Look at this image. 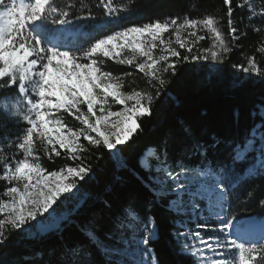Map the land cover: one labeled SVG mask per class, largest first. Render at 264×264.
<instances>
[{"label": "snow or ice", "instance_id": "1", "mask_svg": "<svg viewBox=\"0 0 264 264\" xmlns=\"http://www.w3.org/2000/svg\"><path fill=\"white\" fill-rule=\"evenodd\" d=\"M223 4L233 40L247 36L238 32L237 10H242L241 16L247 13L252 32L264 31V0L259 6L255 0H223ZM132 10L118 0H97L94 6L84 0H0V153L11 149L0 155V181L6 182L3 196L7 198L0 199V214L6 216L0 219V250L8 248L12 232L24 239L35 232L41 243L45 237L40 233L59 241L57 248L37 253L39 259L25 255L0 260V264H100L93 248L103 264H161L153 246L160 231L157 209L161 207L172 216L169 223L177 253L187 255L194 264H264V220L256 228L255 218L236 214L253 203L264 208V192L256 194L264 186V99L249 113L259 120L243 140L205 139L198 135L195 122L170 132V139L149 153L160 161L159 169L153 171L143 158L139 170L132 169L148 194L143 204L134 192L116 193L115 198L104 200L103 210L84 227L87 243L65 234L61 221H68L61 214L63 208L95 175L92 164L84 160L89 148L105 149L113 156L130 152L135 143L128 142L143 132L137 121L152 116L155 102L166 95L161 89L170 81L164 73L175 76L182 62L211 58L223 64L233 51L219 22L211 15H193L191 4L178 15L116 27ZM198 29L212 34L214 50L194 53L193 44L182 39L187 32L194 41ZM166 33L174 34L175 44L188 54L182 56ZM161 46L163 54L157 57L153 50ZM126 51L131 55L123 58ZM259 51L264 53V47ZM106 60L143 73L152 91H124L123 77L132 73L113 75L106 70ZM162 62L166 66L161 68ZM246 62L247 66L234 67L264 82L255 57ZM110 100L123 108L111 110ZM60 110L81 127H67L55 115ZM243 119L238 109L235 125ZM37 142L45 147L49 161L55 163L53 154L60 157L63 150L71 163L48 170L36 155ZM169 161L171 166L166 167ZM249 181L256 183L241 194V185ZM101 229L103 247L95 243L101 239Z\"/></svg>", "mask_w": 264, "mask_h": 264}, {"label": "trees", "instance_id": "2", "mask_svg": "<svg viewBox=\"0 0 264 264\" xmlns=\"http://www.w3.org/2000/svg\"><path fill=\"white\" fill-rule=\"evenodd\" d=\"M244 2L245 0H234V3ZM84 3L94 6L97 0H84ZM118 3L133 10L125 13L121 25L116 27L139 24L153 17L163 18L178 15L187 11L190 4L195 9L193 15H211L220 24L227 25L226 6L223 4V0H118ZM241 11L237 10L234 19L238 24V32H247V36L241 35L238 40H233V47H236V51L231 52V61L245 63L248 56L255 57L257 65L264 71V53L259 51V48L264 47V32L262 31L260 34L252 32V25L248 23L247 13L245 12L241 16L239 14ZM241 20L243 23H240ZM254 23L260 26L258 22ZM239 53H245L246 57H242ZM105 67L106 70L118 75L124 72L132 73L130 76H125L127 90L152 91L148 78L134 67L121 65L111 60L105 61ZM205 69L204 61L182 62L178 64L175 76L164 73V78L170 81L166 85V89H161V92H166V95H161L155 102L152 116H144L137 121L143 128V132L138 131L137 134H134L133 140L128 142L135 143V147L130 152L113 156L105 149L89 148V152L84 154V160L85 163L92 164L95 175L82 188L87 194L83 204L78 209H74L73 205H70L71 214L67 218L68 222L63 221L62 223L65 225L66 235L87 243L83 234L84 227L88 226V221L93 215L99 214L103 210L104 200L115 198L114 194L116 193L134 192L137 201L143 204L148 194L132 175V169H138V162L148 148H153L157 152L158 145L162 144L165 139H170V132H179L183 127L195 122L198 135L205 139L213 136H227L231 139L243 140L248 135L249 129L259 120L258 115L253 119L249 113L253 112L255 106L264 99V82L258 76H248L237 83V80L230 78L231 75H228V71L225 76L208 79ZM238 109L242 110L244 115L239 126L235 125L233 120L234 113ZM61 113L67 125L76 129L81 127L79 121H75L67 112L62 110ZM83 143H85V147H88L86 142ZM0 147L3 145L0 144ZM118 147H127V145ZM57 148L59 149V146ZM7 150L9 149L0 155L6 154ZM61 152L60 157H55L53 154L55 161L53 163L48 160L45 147L37 142V154L48 170H58L60 166L71 163L65 158L63 150ZM154 161L156 160L154 159ZM191 162L195 163V158ZM168 165H171V161ZM240 167L243 169L244 166ZM152 170L154 171V169ZM253 183L256 182L249 181L247 184H242L238 191L243 194L244 190L251 187ZM5 188L6 182L0 181V199L5 198L3 196ZM262 192H264V186L257 189V196ZM122 202V200L118 201V203ZM157 212L160 231L153 246L161 264H194L190 257L178 254L176 251L175 241L171 235L172 226L169 223L172 219L171 214L162 207L158 208ZM236 214L238 217L254 216L261 219L264 218V208L253 203L247 208H239ZM0 219H4L1 214ZM5 230L11 232L8 227ZM40 235L45 237L44 243L35 237L24 239L12 232L8 248L0 250V260L14 261L25 255L36 256L43 248L58 247L57 237H48L45 233ZM99 235L101 239L96 240L95 243L103 247L105 243L103 229L99 231ZM107 243L112 242L108 241ZM93 251L96 254V259L100 264H103V257L100 253L96 252L95 248ZM36 258L40 257L36 256Z\"/></svg>", "mask_w": 264, "mask_h": 264}, {"label": "rangeland", "instance_id": "3", "mask_svg": "<svg viewBox=\"0 0 264 264\" xmlns=\"http://www.w3.org/2000/svg\"><path fill=\"white\" fill-rule=\"evenodd\" d=\"M17 2L19 3L20 0H17ZM25 2H27V0H25ZM255 3L257 4V6H259V4L261 3V0H255ZM219 27L221 29V31L223 32V34L225 35L226 39H228L230 45L233 48V51H236V47H233V39L231 38V36L228 34L227 32V25H223L219 23ZM262 28H264V26H261ZM79 31L84 32V30L80 29ZM264 32V31H263ZM199 36H204L205 39L204 40H200ZM165 38L166 39H171V41L173 42V47H177V50L181 52V55H187L188 53L186 52V50L184 49H179V47L175 44V35L174 34H165ZM182 39H186L190 44H193V52H197V49H199L200 51H203L204 49H209V50H214L213 49V44L215 43L212 34L207 32L206 30L203 29H198L197 30V37L195 38V40L193 41V38L191 36L188 35L187 32H183L182 33ZM162 46L158 47L157 49L153 50V54L157 57H159L160 55L163 54L162 52ZM240 55H242V57H246L245 53H239ZM129 55H131L130 52H125L123 54V58H127ZM210 55V53H209ZM250 57V56H248ZM247 57V58H248ZM171 60H174L175 58H170ZM241 61L243 60L242 58L240 59ZM138 62V61H137ZM240 64L239 62H234L233 60L231 61V53L225 58L224 63L220 64L215 60H212L211 58H209L208 61H204V67L206 68V74H207V78L208 79H212L213 77H222L225 76L226 71H228V75H231L230 78H233L235 80H237V78L243 77L244 79L248 77L247 74L239 72L237 68L234 67V65ZM245 66H247V62L245 61ZM166 65L163 64V62L161 63V65L159 67H165ZM113 75H118L113 73ZM253 77H256L255 75H253ZM241 80V79H240ZM123 84H124V91L126 92H131L133 90H127V87L125 85V77H123ZM109 106L111 107V110L113 111H119L123 108L122 105L116 104L114 102H112L111 100L109 101ZM84 107V106H82ZM84 110L86 111V107H84ZM62 110H60L59 112L55 113L56 117L61 119L65 124V120L63 119V114L61 113ZM67 125V124H66ZM51 127V126H50ZM67 127H70L69 125H67ZM73 128V127H70ZM73 130H76V128H73ZM58 146V145H57ZM149 151V153L151 152H155V150L153 148H148L147 149ZM246 151H248L249 149H245ZM11 152V149L7 150L6 153ZM36 155L37 152H36ZM39 156V155H38ZM143 158L144 161H146L149 165L152 166V169H154V171H156L157 169H159L161 167V163L160 161L157 159V157L155 155H147L145 156V152L142 155L141 159ZM154 159L156 161H154ZM42 165L43 162L41 161ZM166 167H170L171 165H165ZM161 178L162 174H161ZM71 195V194H68ZM87 194L85 193V191L82 189L80 193L77 194V196L71 200L68 201L65 205V207L62 210V216L63 217H69V215L71 214V209H70V205H73L74 209H78L83 202L85 201ZM4 199H7L6 197ZM61 199H63V197H61ZM4 216V219H6V216L4 214H1ZM257 220V219H256ZM61 223H63V220L61 221ZM48 227H55V225H49ZM40 234H44V233H40ZM37 233L33 232V234L29 237H36Z\"/></svg>", "mask_w": 264, "mask_h": 264}, {"label": "bare ground", "instance_id": "4", "mask_svg": "<svg viewBox=\"0 0 264 264\" xmlns=\"http://www.w3.org/2000/svg\"><path fill=\"white\" fill-rule=\"evenodd\" d=\"M149 154V151L147 150L146 152H145V156H147ZM255 220H256V218H255ZM262 220H264V219H257L256 220V224H255V227L256 228H259L260 226H261V222H262Z\"/></svg>", "mask_w": 264, "mask_h": 264}]
</instances>
